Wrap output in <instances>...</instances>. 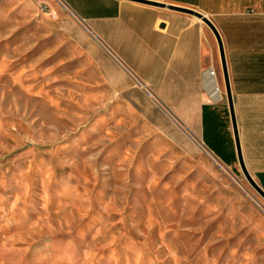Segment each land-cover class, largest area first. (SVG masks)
Here are the masks:
<instances>
[{
    "label": "rangeland",
    "instance_id": "rangeland-1",
    "mask_svg": "<svg viewBox=\"0 0 264 264\" xmlns=\"http://www.w3.org/2000/svg\"><path fill=\"white\" fill-rule=\"evenodd\" d=\"M82 27L0 0V264H264V200L219 135L102 89Z\"/></svg>",
    "mask_w": 264,
    "mask_h": 264
},
{
    "label": "crops",
    "instance_id": "crops-1",
    "mask_svg": "<svg viewBox=\"0 0 264 264\" xmlns=\"http://www.w3.org/2000/svg\"><path fill=\"white\" fill-rule=\"evenodd\" d=\"M60 1L101 48L102 89L149 91L202 142L212 128L228 153L224 163L239 166L218 44L203 21L131 0ZM152 1L200 11L216 27L242 157L264 189V0Z\"/></svg>",
    "mask_w": 264,
    "mask_h": 264
},
{
    "label": "water",
    "instance_id": "water-1",
    "mask_svg": "<svg viewBox=\"0 0 264 264\" xmlns=\"http://www.w3.org/2000/svg\"><path fill=\"white\" fill-rule=\"evenodd\" d=\"M131 1L149 4V5H154V6H159V7H166L169 9H173V10H177V11H181V12H185V13H188L190 15H193V16L197 17L198 19H200L201 21H203L209 27V29L212 31V33L215 35L216 40H217V44H218V49H219L221 70H222L224 87H225V94L227 97L230 116H231V124H232L234 140H235V147H236V152H237V161H238V164L240 166L241 172L244 175L248 184L264 200V189L260 186V184L256 181V179L252 175H250V173L248 172L246 165L244 163L243 157H242L240 143H239V139H238L236 121H235V116H234V111H233V106H232L231 91H230V86H229L228 72H227V67H226L223 45H222V41H221V38L219 36V33H218L216 27L214 26V24L212 23V21L206 15L201 13L200 11L190 9V8L177 7V6L168 5V4L161 3V2L152 1V0H131Z\"/></svg>",
    "mask_w": 264,
    "mask_h": 264
},
{
    "label": "built area",
    "instance_id": "built-area-1",
    "mask_svg": "<svg viewBox=\"0 0 264 264\" xmlns=\"http://www.w3.org/2000/svg\"><path fill=\"white\" fill-rule=\"evenodd\" d=\"M209 74L211 75L212 78L215 77V71L212 67H209Z\"/></svg>",
    "mask_w": 264,
    "mask_h": 264
}]
</instances>
